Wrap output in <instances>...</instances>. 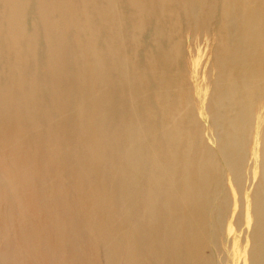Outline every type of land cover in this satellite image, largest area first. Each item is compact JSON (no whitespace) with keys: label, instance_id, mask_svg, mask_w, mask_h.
Here are the masks:
<instances>
[{"label":"bare ground","instance_id":"obj_1","mask_svg":"<svg viewBox=\"0 0 264 264\" xmlns=\"http://www.w3.org/2000/svg\"><path fill=\"white\" fill-rule=\"evenodd\" d=\"M62 129L121 229L137 212L190 264L246 231L264 264V0H0V148L44 138L56 170Z\"/></svg>","mask_w":264,"mask_h":264},{"label":"rangeland","instance_id":"obj_2","mask_svg":"<svg viewBox=\"0 0 264 264\" xmlns=\"http://www.w3.org/2000/svg\"><path fill=\"white\" fill-rule=\"evenodd\" d=\"M68 129L61 130L56 170L44 138L24 144L16 157L7 147L0 148V264H190L178 254L170 231L146 230L137 212L125 220L124 229L118 226L120 203L114 187L100 177L92 182L78 171L79 155L66 144ZM2 133L1 138L9 135L8 129ZM99 185L109 214L92 203V189ZM223 186L231 185L224 181ZM228 210L216 218L220 225L229 222ZM239 232L216 233V247L200 248L198 259L204 264H241L243 256L237 251L249 245L246 231Z\"/></svg>","mask_w":264,"mask_h":264}]
</instances>
